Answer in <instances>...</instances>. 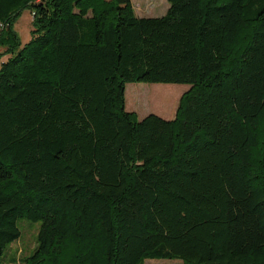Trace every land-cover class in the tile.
Returning <instances> with one entry per match:
<instances>
[{"label":"trees","instance_id":"1","mask_svg":"<svg viewBox=\"0 0 264 264\" xmlns=\"http://www.w3.org/2000/svg\"><path fill=\"white\" fill-rule=\"evenodd\" d=\"M167 2L0 0V264L23 218L28 264H264V0Z\"/></svg>","mask_w":264,"mask_h":264},{"label":"rangeland","instance_id":"2","mask_svg":"<svg viewBox=\"0 0 264 264\" xmlns=\"http://www.w3.org/2000/svg\"><path fill=\"white\" fill-rule=\"evenodd\" d=\"M139 18H162L169 9L167 0H131ZM3 27L0 25V33ZM22 48L31 41L33 31V14L29 9L23 10L13 26ZM3 50L0 48V53ZM10 55H2L0 64L8 62ZM152 90L160 92L165 98L174 102L171 115L167 118L151 111L149 95ZM190 90L189 86L180 85H148L129 84L126 88V108L130 113H135L138 120H143L150 115H156L164 120H173L176 117L181 98ZM21 238L9 245L1 261L2 264H28L27 261L38 246V234L41 223H34L25 218L19 220ZM146 264H185L178 260H148Z\"/></svg>","mask_w":264,"mask_h":264},{"label":"crops","instance_id":"3","mask_svg":"<svg viewBox=\"0 0 264 264\" xmlns=\"http://www.w3.org/2000/svg\"><path fill=\"white\" fill-rule=\"evenodd\" d=\"M144 18H147V17H144Z\"/></svg>","mask_w":264,"mask_h":264}]
</instances>
